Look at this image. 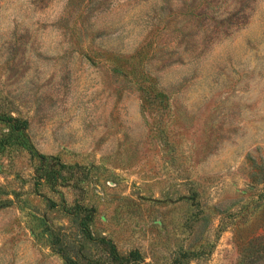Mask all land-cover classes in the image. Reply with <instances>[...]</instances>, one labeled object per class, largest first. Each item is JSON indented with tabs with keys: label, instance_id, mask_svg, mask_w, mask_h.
I'll use <instances>...</instances> for the list:
<instances>
[{
	"label": "rangeland",
	"instance_id": "obj_1",
	"mask_svg": "<svg viewBox=\"0 0 264 264\" xmlns=\"http://www.w3.org/2000/svg\"><path fill=\"white\" fill-rule=\"evenodd\" d=\"M9 116L0 264H264V0H0Z\"/></svg>",
	"mask_w": 264,
	"mask_h": 264
},
{
	"label": "trees",
	"instance_id": "obj_2",
	"mask_svg": "<svg viewBox=\"0 0 264 264\" xmlns=\"http://www.w3.org/2000/svg\"><path fill=\"white\" fill-rule=\"evenodd\" d=\"M7 119L4 121L0 118V121L4 122L8 126V132L0 133V151L3 152L5 149L10 148L8 144L12 142L13 145L26 147L29 153L31 154L32 158H35L39 161V168H38V179L42 181V173L43 177L48 184L59 182L61 179V171L57 169V166L51 165L49 162V158L44 155H40L32 145L30 138L26 134V124L21 122L20 120L9 116L6 117ZM15 147V146H14ZM91 215L88 216V220L90 221ZM81 229L83 233L88 234L91 238L93 235L89 230V227L86 226V222L84 219L81 220ZM101 242L106 246L105 248V257L106 261H91V264H146L143 260H141L140 256L136 252H132L127 257H121L117 252L116 246L113 244L111 240H107L105 238L100 239ZM264 249V247H262ZM262 248H259L260 251ZM258 252V253H259ZM255 253V252H254ZM264 255V254H263ZM259 256H256L257 259ZM65 259V258H64ZM66 264H78L76 260L73 258L65 259Z\"/></svg>",
	"mask_w": 264,
	"mask_h": 264
}]
</instances>
